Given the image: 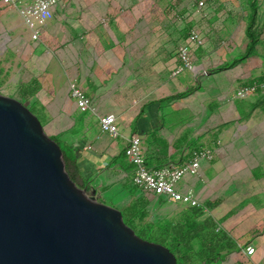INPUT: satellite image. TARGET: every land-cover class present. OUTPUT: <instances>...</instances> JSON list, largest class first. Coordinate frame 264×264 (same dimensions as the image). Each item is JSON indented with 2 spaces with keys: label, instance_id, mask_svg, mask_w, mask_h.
<instances>
[{
  "label": "crops",
  "instance_id": "obj_1",
  "mask_svg": "<svg viewBox=\"0 0 264 264\" xmlns=\"http://www.w3.org/2000/svg\"><path fill=\"white\" fill-rule=\"evenodd\" d=\"M177 1L180 0H90L87 6L67 9L59 5L54 10L55 18L38 29L35 40L18 12L12 9L17 12L19 24L9 28V46L23 43L21 55L30 56L33 62L32 48L39 37L50 27L60 25L63 17L68 18L77 36H81L73 41L72 47L76 49L73 51L80 53L87 46V52H92L88 57L91 66L86 72L78 70L76 65L64 70L60 55L41 57L39 68H35L41 75L19 77L20 88L32 93L39 85L35 93L41 101L39 108L57 113L55 118L47 114L46 123L75 129L72 135L66 137L62 133L56 138L80 151L81 175L85 178L97 176L100 184L110 187L118 181V176L132 177V166L123 153L127 139L138 136L149 168L180 166L194 150H212L213 158L202 162L199 174H185L177 186L182 192L193 191L199 203L211 200L226 186H236L239 182L264 192V89L244 99L233 97L245 85L244 79L264 77V18L261 20L258 15L259 5L264 3L260 4L259 0L255 29L260 30V35L252 53L238 57V50L245 52L248 44L247 25L228 23L221 16L216 21L221 40L216 42L215 59L221 64L233 61L232 67L209 68L205 64L212 54L203 52L198 58L192 54L198 73L186 71L172 78L170 73L179 60L159 51L161 47H169V43L174 46L178 33L189 29L187 19L191 20L192 12L189 7L186 11L185 7H174ZM185 1L188 0H183L184 5ZM208 12L206 6L201 13ZM0 19L6 17L0 13ZM143 31L154 33L149 40H143ZM163 31L172 32V36H166ZM133 47L136 51L128 49ZM144 47L157 50L145 56L141 49ZM81 55L76 53L75 57ZM194 75L200 77L199 82L191 78ZM71 83H76L88 98L95 114L79 111L70 98ZM191 87L196 90L183 98L157 102ZM107 114L115 116L120 133L117 138L101 133L98 128V119ZM160 200L163 205L172 203L164 197H155L151 203ZM255 201V206L264 208V198ZM258 218L264 223V210ZM248 244L264 254V231Z\"/></svg>",
  "mask_w": 264,
  "mask_h": 264
},
{
  "label": "rangeland",
  "instance_id": "obj_2",
  "mask_svg": "<svg viewBox=\"0 0 264 264\" xmlns=\"http://www.w3.org/2000/svg\"><path fill=\"white\" fill-rule=\"evenodd\" d=\"M89 1L63 0L59 8L67 9L87 6ZM195 2L196 0H188L186 5H184L183 0H180L173 4L174 7H185V11L187 7L192 10L190 13L191 20L189 21V17L187 19L189 29H182L178 33V38L174 46L169 43V47H161L159 52L161 55L176 57L177 61V49L180 41L185 38L187 32H198L204 39L205 48H200L195 53H192L193 58L195 56L198 58L203 52H206L212 54V57H209L205 66L215 68L216 66L225 67L230 65L232 67L233 61L232 63L224 62L222 64L216 62V42L219 43L221 40L220 28L216 25V21L221 16H225L226 22L228 23L238 22L241 26L247 25L253 6L256 7L257 19L259 0H211L207 5L209 12L205 15L193 11ZM263 3L264 0H260V4L263 5ZM263 11L264 5H259L258 15L261 20L264 18ZM55 12L53 15L54 18ZM0 13L6 17L5 20L2 19L3 21L0 19V95L11 97L21 102L26 108H31L33 114L39 118L44 132L49 137L56 138L62 133L66 137L69 134L72 135L75 129L70 126H56L53 123L51 125L46 123L47 114H49L48 117L55 118L57 113L55 111L45 112L39 108V102L41 101L38 95L35 94L39 90V85H36V92L34 90L32 93L23 92L20 88V84L22 83L18 81V78H22L23 76L28 78L39 77L41 72L37 69L40 66V58H44V56L50 58L53 55H60L62 57L60 66L64 70L76 65L78 70L86 72L90 69L89 66H91L88 57L92 52H87V46L80 53L73 51L76 50L75 47H72L73 41H77L81 36H77L74 26L68 21V18L63 17L60 25L54 28L50 27L49 30L44 31L43 35L39 37L37 44L32 48V55L35 56L33 62L30 56L24 57L21 55L20 50L23 49V43L15 45L14 47L9 46L11 43L9 28L19 24V21L16 19L17 12L12 10V8L3 7ZM256 19L254 28L257 25ZM9 22L12 23L9 25ZM153 33L143 31V40H149ZM163 33L166 36H172V32L163 31ZM11 34H13L12 30ZM161 35L163 34L161 33ZM173 37H177L176 33H173ZM176 42L178 43L176 44ZM128 49L136 51L134 47ZM141 49L144 51L143 54L145 56H150L157 50L150 47ZM76 53L82 55L77 58L75 57ZM244 53V51L238 50V57L245 58ZM191 78L196 83L200 81V77L197 75ZM116 179L118 181L113 186H107L108 189L102 194L103 203L111 202L114 207L121 210L132 206L134 208L133 212L136 213L131 223L134 233L136 234L143 230L148 232L150 237L157 242L154 240L146 241L156 244L162 242L163 244L160 245L167 249H173L174 256L179 259L180 264H202L205 255L210 252L209 242L215 244L216 250L214 252H219V246L229 244L226 250L221 251V258H218L213 264H264V254L261 250L260 253L254 250L252 254H246L244 252V248L250 245L248 243L252 242L254 237L261 235L264 231V223L262 219L259 220L258 218L264 208L259 205L255 206V198H259L260 200L264 198L263 190H258V187H249L241 182L237 183L236 186H226L225 189L217 193L211 200L199 203L198 208L202 211L200 214H195L194 209L175 203L163 205L164 202L160 200L155 202V204L153 203V205L151 202L155 197H149L139 190H135L132 187V179L130 176L125 178L118 176ZM77 183L81 186L79 180ZM141 195L150 198L151 201L148 204L145 203V205L140 199ZM143 210H145L146 214L142 219H139L138 214L140 212L142 213ZM190 227L196 230V237L190 242V251L183 250L181 245H178V249L175 250L174 246L177 244V241Z\"/></svg>",
  "mask_w": 264,
  "mask_h": 264
},
{
  "label": "water",
  "instance_id": "obj_3",
  "mask_svg": "<svg viewBox=\"0 0 264 264\" xmlns=\"http://www.w3.org/2000/svg\"><path fill=\"white\" fill-rule=\"evenodd\" d=\"M0 264H176L121 212L69 176L63 152L21 102L0 95Z\"/></svg>",
  "mask_w": 264,
  "mask_h": 264
},
{
  "label": "built area",
  "instance_id": "obj_4",
  "mask_svg": "<svg viewBox=\"0 0 264 264\" xmlns=\"http://www.w3.org/2000/svg\"><path fill=\"white\" fill-rule=\"evenodd\" d=\"M210 0H196L194 12L200 14L204 11ZM61 0H0L1 7L15 9L22 24L31 32V39L38 38V29L53 18L54 10ZM204 39L198 32H190L188 37L178 46L177 54L179 63L173 68L170 77H177L184 72L198 73V68L192 61V53L203 47ZM264 78V77H263ZM258 89H264V80L256 82L251 80L237 89L234 94L236 99H244L252 96ZM70 98L75 102L80 112L95 114L96 110L90 105L88 98L76 85L71 83L69 88ZM98 128L101 133L111 138H117L118 130L115 116L107 114L98 119ZM125 159L132 166V183L142 193L149 197H164L168 201L183 207H198L193 191L182 192L177 186L185 174L197 176L202 162L210 161L213 152L209 148H199L191 153L190 158L180 166H161L149 168L145 162L144 147L138 136H130L124 149ZM254 248L246 246L244 252L252 254Z\"/></svg>",
  "mask_w": 264,
  "mask_h": 264
},
{
  "label": "trees",
  "instance_id": "obj_5",
  "mask_svg": "<svg viewBox=\"0 0 264 264\" xmlns=\"http://www.w3.org/2000/svg\"><path fill=\"white\" fill-rule=\"evenodd\" d=\"M256 19V7L253 6L252 8V12L247 24V28H246V34H247V38H248V44L246 46L245 49V53L244 55L247 56L250 53H252L255 45L257 44L258 40H259V35H260V30L255 29L254 26V22ZM230 68L229 66H225V67H221L220 69H227ZM264 80V78H260L258 80H255L256 82H262ZM248 82H250V80L248 78L244 79V84H247ZM196 90L195 87H191L189 90H186L184 92H180V93H176L170 96H167L163 99L157 100V102H162L168 99H173V98H183L185 97L188 93L192 92ZM29 110L33 113V110L31 108H29ZM39 119V118H38ZM54 139L59 148L61 149V151L63 152L64 158H65V162H66V168L68 171V174L70 176V178L77 183L78 180L80 181L81 187L85 188L87 191H89L90 189H94L97 195V200L102 202V194L108 189L107 186H104L103 184L99 183V178L97 176H89L87 178L83 177L81 175L82 171V166H80L81 164V156H80V151L76 148L73 147L71 145V143L66 142L65 140H59L58 138H53ZM123 157H125V154L123 153ZM131 165V164H130ZM132 183V181H131ZM78 184V183H77ZM132 187L135 190H138L134 184L132 183ZM140 199L142 200V202L145 203H149L151 200L150 198L141 195ZM108 204L112 207H114L113 203L108 202L105 203ZM146 205V204H145ZM116 208V207H114ZM198 207H192L191 209H194V213L195 214H200L201 213V209H197ZM117 209V208H116ZM132 206L130 207H126L124 210L118 209L121 214H122V218L124 223L131 227V223L133 218L136 216V213L133 212ZM127 214V215H126ZM146 212L145 210L142 211V213L140 212L138 214V218L142 219L145 216ZM205 224H207L205 222ZM138 237H140L143 240H154L153 238L150 237V235L148 234V232L146 231H141L139 233H136ZM196 237V230L192 229L191 227L189 228V230H187L185 232V234H182L181 238L177 241V244L174 246V249H178V245H181L182 249L185 251H190L191 246H190V242L192 241V239H194ZM155 242H157L156 240H154ZM160 244H163L162 242H159ZM209 246V253L207 255H205L204 257V262L202 264H213L215 263V261L220 257V253L221 251H224L227 249V246H229V244H224L222 246H219V252H214L215 249V244H213L212 242L208 243ZM169 251L174 255V250L173 249H169ZM185 258V257H184ZM176 264H180L179 259L176 258Z\"/></svg>",
  "mask_w": 264,
  "mask_h": 264
}]
</instances>
